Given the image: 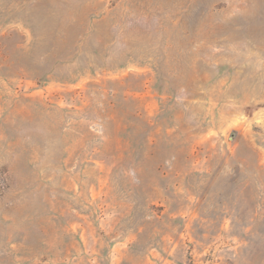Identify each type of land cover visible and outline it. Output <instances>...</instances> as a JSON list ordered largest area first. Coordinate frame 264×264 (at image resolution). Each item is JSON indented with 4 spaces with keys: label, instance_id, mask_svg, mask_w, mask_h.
Instances as JSON below:
<instances>
[{
    "label": "rangeland",
    "instance_id": "1",
    "mask_svg": "<svg viewBox=\"0 0 264 264\" xmlns=\"http://www.w3.org/2000/svg\"><path fill=\"white\" fill-rule=\"evenodd\" d=\"M0 264H264V0H0Z\"/></svg>",
    "mask_w": 264,
    "mask_h": 264
}]
</instances>
